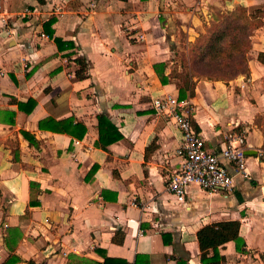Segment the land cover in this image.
Instances as JSON below:
<instances>
[{
    "label": "crops",
    "instance_id": "0c3cea01",
    "mask_svg": "<svg viewBox=\"0 0 264 264\" xmlns=\"http://www.w3.org/2000/svg\"><path fill=\"white\" fill-rule=\"evenodd\" d=\"M239 7L263 11L248 73L195 77L184 100L208 151L245 138L250 176L238 175L231 194L192 186L179 203L167 182L182 134L152 100L179 98L180 80L164 85L154 66L181 72L215 14ZM0 8L12 30L0 24V264H202L197 233L223 221L241 222L246 250L225 244L222 264H264V0H0ZM78 57L87 79L76 76ZM103 113L123 135L107 149L98 145ZM70 117L87 126L84 138L39 127Z\"/></svg>",
    "mask_w": 264,
    "mask_h": 264
},
{
    "label": "trees",
    "instance_id": "16d2710c",
    "mask_svg": "<svg viewBox=\"0 0 264 264\" xmlns=\"http://www.w3.org/2000/svg\"><path fill=\"white\" fill-rule=\"evenodd\" d=\"M262 14V10H257L249 14L244 7L236 8L234 11H227L219 14L216 23L208 27L206 33L201 35L196 45L190 52L189 57L183 56L182 68L179 72L177 69L172 74L166 75V64H156L154 66L161 82L166 85L173 80H180V100L187 97L188 91L190 96L195 94V77H209L220 80H231L241 74H247L248 59L247 55L251 49V37L255 28L260 22L257 14ZM55 18L50 19L45 24V30L50 37L54 36L52 25ZM58 43L61 41L55 39ZM260 60L264 62V55L261 54ZM78 66L76 71L77 78L84 80L89 77V64L85 57L75 59ZM33 104L34 101L28 103ZM20 104V107H23ZM99 141L98 145L102 149H107L113 143L123 138L119 128L111 121L106 114L98 116ZM40 129L49 130L55 133L68 134L78 139L84 138L88 128L84 123L76 122L73 117L55 120L47 118L40 121ZM24 136L35 143L34 137L24 132ZM240 221H223L215 222L204 226L197 233V238L201 252L202 264H222L224 257L220 254V247L229 242H235L236 250L243 252L246 250V242L240 236ZM14 259L7 264H13ZM178 264H186L179 260Z\"/></svg>",
    "mask_w": 264,
    "mask_h": 264
},
{
    "label": "built area",
    "instance_id": "2783aa9c",
    "mask_svg": "<svg viewBox=\"0 0 264 264\" xmlns=\"http://www.w3.org/2000/svg\"><path fill=\"white\" fill-rule=\"evenodd\" d=\"M32 13L30 10H25L22 16L28 17ZM0 24L5 31H12L7 13L1 8ZM152 106L158 114L173 119L182 134L180 146L175 153L181 162L170 172L167 182V188L177 202H186L192 186H198L213 193L231 194L236 187L238 175L245 179L249 178L243 136L234 137L218 152H210L206 149L204 136L193 128L188 101L165 95L154 98ZM75 142L80 143L78 140ZM230 166L234 168L235 173L230 171Z\"/></svg>",
    "mask_w": 264,
    "mask_h": 264
},
{
    "label": "rangeland",
    "instance_id": "374dc122",
    "mask_svg": "<svg viewBox=\"0 0 264 264\" xmlns=\"http://www.w3.org/2000/svg\"><path fill=\"white\" fill-rule=\"evenodd\" d=\"M248 12H249V11H248ZM251 14H252V13H251ZM216 15H217V13L215 14V18H216V19H215L214 21L211 22V25H210V26H212L213 24L216 23V20L218 19V16L216 17ZM257 16H260V14L258 13ZM210 26L208 25V27H210ZM208 27H207V28H208ZM206 30H207V29H206ZM205 33H206V32H205ZM205 33H203V34H205ZM203 34H202V35H203ZM196 43H197V42H196ZM195 45H196V44H195ZM181 59H182V57H181Z\"/></svg>",
    "mask_w": 264,
    "mask_h": 264
}]
</instances>
